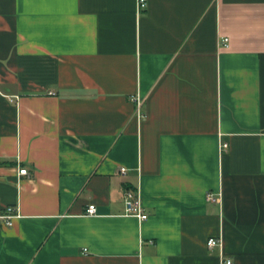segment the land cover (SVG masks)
<instances>
[{"label":"crops","instance_id":"obj_1","mask_svg":"<svg viewBox=\"0 0 264 264\" xmlns=\"http://www.w3.org/2000/svg\"><path fill=\"white\" fill-rule=\"evenodd\" d=\"M11 206L0 264H264V0H0Z\"/></svg>","mask_w":264,"mask_h":264},{"label":"built area","instance_id":"obj_2","mask_svg":"<svg viewBox=\"0 0 264 264\" xmlns=\"http://www.w3.org/2000/svg\"><path fill=\"white\" fill-rule=\"evenodd\" d=\"M148 0H138V10L142 11L147 8ZM222 45L228 47L229 39L223 38ZM137 109L136 115L138 118H143L142 112V100L140 97L136 99ZM224 148H227V144L223 145ZM128 170L125 167H121L120 173L122 175H126ZM19 175H29L28 170L25 168H21L18 172ZM123 199H124V207H125V215L128 217L136 218L139 223L145 222L148 220L149 215L146 212L143 202H142V192L140 188L132 189L127 188L123 191ZM207 200L209 202H219L220 196L215 195L213 193L207 194ZM97 213L96 205H89L87 208V215L94 216ZM20 217V209L19 206H11L5 209L0 208V220L4 221L6 225L11 226L13 224V219ZM221 245V241L219 239L211 238L208 241L209 248H213L215 246ZM223 264H233V261L227 259L223 261Z\"/></svg>","mask_w":264,"mask_h":264}]
</instances>
